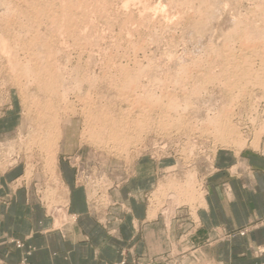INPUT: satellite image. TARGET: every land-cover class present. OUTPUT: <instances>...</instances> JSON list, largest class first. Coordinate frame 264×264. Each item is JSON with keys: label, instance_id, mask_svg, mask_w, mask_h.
<instances>
[{"label": "rangeland", "instance_id": "374dc122", "mask_svg": "<svg viewBox=\"0 0 264 264\" xmlns=\"http://www.w3.org/2000/svg\"><path fill=\"white\" fill-rule=\"evenodd\" d=\"M52 1L0 0V176L62 236L70 194L115 235L129 212L119 191L140 190L162 242L105 264H219L220 237L252 225L206 232L198 210L225 176L250 188L245 159L264 155V0L67 1L73 15ZM27 240L4 234L18 259L0 264H32Z\"/></svg>", "mask_w": 264, "mask_h": 264}, {"label": "crops", "instance_id": "0c3cea01", "mask_svg": "<svg viewBox=\"0 0 264 264\" xmlns=\"http://www.w3.org/2000/svg\"><path fill=\"white\" fill-rule=\"evenodd\" d=\"M253 156V155H252ZM250 166L253 184L241 188L239 179L226 176L224 189H208L204 205L198 214L204 231L217 229L220 233L243 229L226 239L220 237L215 244L219 264H264V252L255 255L250 247L260 245L264 249V155L255 153L245 159ZM239 176V175H238ZM9 178V179H8ZM9 176H0V196L10 193L9 204L0 201V239L4 234L17 238L27 237L35 247L30 258L32 264H105L122 259L131 261L163 239L162 222L148 219L146 202L140 190L119 191L127 198L128 213L118 225L115 235H108L90 217L82 200L70 194L69 210L76 221L70 232L62 236L49 231L44 209L36 206L30 193L22 187L12 188ZM125 252V255H124ZM18 251L5 254L0 248V261L14 262Z\"/></svg>", "mask_w": 264, "mask_h": 264}, {"label": "bare ground", "instance_id": "6f19581e", "mask_svg": "<svg viewBox=\"0 0 264 264\" xmlns=\"http://www.w3.org/2000/svg\"><path fill=\"white\" fill-rule=\"evenodd\" d=\"M53 1H56V0H53ZM53 1H52V2H53ZM63 1H66L65 3L62 2V3L64 4V5H63V8H62V7H59V8H62V9H63V10L61 9L62 14H63V15H69V14H72V15H73V13H72V12H73V9H74L75 7H77V5H75V6H74V5H71V4L67 3V1H70V2H71V1H76V2H78L79 0H63ZM83 1H84V0H83ZM107 1H108V0H107ZM122 1H124V0H122ZM126 1H130V0H126ZM126 1H125V2H126ZM33 2H34V1H33ZM80 2H82V0H81ZM74 3H75V2H74ZM126 3H127V2H126ZM126 3H125V4H126ZM128 3H130V2H128ZM26 4H27V3H26ZM48 4H49V3H48ZM125 4H124V5H125ZM130 4H131V3H130ZM36 5H38V4H36ZM50 5H51V4H50ZM78 5H80V4H78ZM103 5H104V4H103ZM109 5H110V4H109ZM127 5H128V4H127ZM40 6H41V5H40ZM45 6H46V5H45ZM85 6H86V5H85ZM98 6H99V5H98ZM106 6H107V4H106ZM106 6H105V8H106ZM30 7H31V6H30ZM36 7H37V6H36ZM78 7H79V6H78ZM82 7H83V6H81V8H82ZM120 7H121V6H120ZM44 8H45V7H44ZM46 8H47V7H46ZM79 8H80V7H79ZM86 8H87V7H86ZM114 8H115V7H114ZM123 8H124V7H123ZM125 8H126V7H125ZM128 8H130V7H128ZM132 8H134V7H131V9H132ZM145 8H146V7H145ZM51 9H53V8H51ZM106 9H109V7L106 8ZM117 9L119 10V8H117ZM143 9H144V8H143ZM57 10H58V9H57ZM109 10H110V9H109ZM113 10H114V9H113ZM126 10H127V9H126ZM134 10H135V9H134ZM155 10H156V8H155ZM51 11H52V10H51ZM51 11H50V12H51ZM77 11H78V10H77ZM79 11H80V10H79ZM81 11H82V10H81ZM142 11H143V10H142ZM148 11H150V10H148ZM39 12L41 13V11H39ZM39 12H38V13H39ZM44 12H45V10H44ZM48 12H49V11H48ZM88 12H89V11H88ZM88 12H87V13H88ZM95 12H96V11H95ZM121 12H122V11H121ZM129 12H130V11H129ZM143 12H145V9H144ZM40 13H39V14H40ZM53 13H54V12H53ZM75 13H76V12H75ZM83 13H84V12H83ZM85 13H86V12H85ZM124 13H125V12H124ZM39 14H37V15H39ZM48 14H49V13H48ZM79 14H80V13H79ZM89 14H90V13H88V15H89ZM119 14H120V13H119ZM130 14H131V13H130ZM140 14H141V12H140ZM142 14H143V13H142ZM152 14H153V13H152ZM40 15H41V14H40ZM52 15H53V14H52ZM54 15H55V14H54ZM72 15H71V16H72ZM80 15H81V14H80ZM80 15H79V16H80ZM95 15H96V14H95ZM95 15H94V16H95ZM100 15L102 16V14H100ZM117 15H118V14H117ZM132 15H133V14H132ZM135 15H136V14H135ZM137 15H138V14H137ZM74 16H76V15H74ZM79 16H78V17H79ZM121 16H123V14H122ZM147 16H149V15L147 14ZM33 17H34V16H33ZM64 17L66 18V16H64ZM72 17H73V16H72ZM82 17H83V16H82ZM87 17H88V16H87ZM95 17H96V16H95ZM97 17H98V16H97ZM117 17H118V16H117ZM119 17H120V15H119ZM128 17L130 18V16H128ZM128 17H126V18H128ZM133 17H134V16H133ZM141 17H142V16H141ZM150 17H151V15H150ZM35 18H36V17H35ZM54 18H55V16H54ZM59 18H60V16H59ZM61 18H63V16H62ZM69 18H70V17H69ZM85 18H86V16H85ZM90 18H91V17H90ZM101 18H102V17H101ZM122 18H123V17H122ZM137 18H138V17H137ZM167 18H168V17H167ZM52 19H53V18H52ZM72 19H73V18H72ZM72 19H71V20H72ZM75 19H76V18H75ZM82 19H83V18H82ZM119 19H120V18H119ZM139 19H140V18H139ZM93 20H94V19H93ZM124 20H125V19H124ZM127 20H128V19H127ZM129 20H131V19H129ZM142 20H143V19H142ZM150 20H151V19H150ZM165 20H166V19H165ZM199 20H200V19H199ZM50 21H51V20H50ZM57 21H58V19H57ZM57 21H56V22H57ZM60 21H61V19H60ZM87 21H88V20H87ZM87 21H86V22H87ZM131 21H132V20H131ZM152 21H153V20H152ZM152 21H151V22H152ZM191 21H192V20H191ZM56 22H55V23H56ZM62 22H63V21H62ZM64 22H65V19H64ZM64 22H63V23H64ZM86 22H85V24H86ZM91 22H92V21H91ZM93 22H94V21H93ZM93 22H92V23H93ZM125 22H126V21H125ZM156 22H157V21H156ZM185 22H186V21H185ZM57 23H61V22L58 21ZM70 23H72V22H70ZM74 23H75V21H74ZM142 23H144V22H142ZM6 24H7V23H6ZM94 24H95V22H94ZM152 24H153V23H152ZM63 25H64V24H63ZM73 25H75V24H73ZM73 25H71V26H73ZM87 25H88V24H87ZM87 25H86V27H87ZM4 26H5V25H3V27H4ZM56 26H57V25H56ZM75 26H76V25H75ZM75 26H73V27H75ZM37 27H38V26H37ZM49 27H50V25H49ZM53 27H55L54 24H53ZM53 27H51V28H53ZM57 27H58V26H57ZM59 27H60V25H59ZM63 27H64V26H63ZM63 27H62V29H63ZM88 27H89V26H88ZM94 27H95V26H94ZM120 27H121V26H120ZM55 28H56V27H55ZM65 28H67V27H65ZM68 28H69V27H68ZM76 28H77V26H76ZM31 29H32V28H31ZM60 29H61V28H60ZM36 30H37V28H36ZM38 30H39V29H38ZM51 30H52V29H51ZM73 30H74V29H73ZM80 31H81V30H80ZM35 32H36V31H35ZM58 32H59V30H58ZM70 32H72V31H70ZM70 32H69V34H71ZM37 33H38V32H37ZM40 33H41V32H40ZM62 33H63V32H62ZM64 33H65V32H64ZM64 33H63V34H64ZM76 33H77V32H76ZM84 33H85V32H84ZM34 34H35V33H34ZM38 34H39V33H38ZM42 34H43V33H42ZM42 34H41V35H42ZM77 34H78V33H77ZM67 35H68V34H67ZM75 35H76V34H75ZM86 35H87V34H86ZM38 36H39V35H38ZM47 36H48V35H47ZM62 36H63V35H62ZM60 37H61V36H60ZM33 38H34V37H33ZM37 38H38V37H37ZM46 38H47V37H46ZM62 38H63V37H62ZM35 39H36V38H35ZM75 39H76V38H75ZM29 40H30V39H29ZM30 41H31V40H30ZM62 41H63V40H62ZM65 42H66V41H65ZM29 43H30V42H29ZM29 43H28V44H29ZM62 43H63V42H62ZM30 44H31V43H30ZM44 44H47V42L44 43ZM60 44H61V43H60ZM52 45H53V44H52ZM64 45L66 46V44H64ZM23 46H24V45H23ZM31 46H32V45H30V47H31ZM48 46H50V45H48ZM65 46H63V47H65ZM80 46H81V45H80ZM25 47H26V46H25ZM3 48H4V46H3ZM3 48H2V49H3ZM32 48H33V47H32ZM43 48H44V47H43ZM50 48H51V46H50ZM66 48H67V47H66ZM69 48H70V47H69ZM45 49H46V48H45ZM60 49H61V48H60ZM79 49H80V48H79ZM135 49H136V48H135ZM63 50H64V49H63ZM56 51H57V50H56ZM61 51H62V50H61ZM43 52H45V51H43ZM48 52H50V50H49ZM150 52H151V51H150ZM152 52H153V51H152ZM155 52H156V51H155ZM155 52H154V54H155ZM45 53H46V52H45ZM134 53H135V52H134ZM136 53H137V52H136ZM57 54H58V53H56V55H57ZM133 55H135V54H133ZM136 55H137V54H136ZM152 55H153V53H152ZM28 56H29V55H28ZM34 56H35V54H34ZM43 56H44V55H43ZM50 56H51V55H50ZM50 56H49V57H50ZM128 56H129V55H128ZM128 56H127V58H128ZM147 56H148V55H147ZM37 57H39V56H37ZM46 57H47V56H46ZM29 58H30V57H29ZM39 58H40V57H39ZM51 58H52V57H51ZM109 58H110V57H109ZM128 59H129V58H128ZM133 59H134V57H133ZM44 60H45V58H44ZM108 60H109V59H108ZM111 60H112V59H111ZM115 60H116V59H115ZM16 61H17V60H16ZM30 61L32 62V60H30ZM33 61H34V60H33ZM39 61H40V60H39ZM52 61H54V60H52ZM135 61H136V58H135ZM135 61H134V63H135ZM10 62H11V61H10ZM12 62H13V61H12ZM17 62H18V61H17ZM34 62H35V61H34ZM48 62H49V61H48ZM109 62H110V61H109ZM50 63H51V62H50ZM132 63H133V62H132ZM27 64H28V62H27ZM35 64H36V63H35ZM43 64H44V63H43ZM109 64H110V63H109ZM111 64H112V63H111ZM120 64H121V63H120ZM128 64H129V63H128ZM136 64H137V62H136ZM139 64H140V63H139ZM50 65H52V64H50ZM123 65H124V64H123ZM126 65H127V64H126ZM137 65H138V64H137ZM47 66H48V65H47ZM49 68H50V67H49ZM51 68H52V67H51ZM125 70H126V69H125ZM12 72H13V71H12ZM12 72H11V73H12ZM124 72H125V71H124ZM13 73L15 74V72H13ZM21 73H22V72H21ZM97 73H98V72H97ZM129 73H130V71H129ZM134 73H135V72H134ZM16 74H17V73H16ZM120 74H121V72H120ZM137 74H139V73H137ZM125 75L127 76V74H125ZM132 76H133V75H132ZM132 76H131V77H132ZM51 77H52V76H51ZM88 77H89V76H88ZM90 77H91V76H90ZM96 77H97V76H96ZM127 77H128V76H127ZM133 77H134V76H133ZM13 78H14V77H13ZM82 78H83V77H82ZM85 78H86V77H85ZM91 78H92V77H91ZM91 78H90V79H91ZM105 78H106V77H105ZM135 78H136V77H135ZM86 79H88V78H86ZM103 79H104V78H103ZM133 79H134V78H133ZM48 80H49V79H48ZM53 80H55V79H53ZM53 80H52V82H53ZM130 80H131V79H130ZM55 81H56V80H55ZM131 81H132V80H131ZM16 82H17V81H16ZM127 82H129V81L127 80ZM48 83H49V82H48ZM17 84H18V82H17ZM49 84H50V83H49ZM159 99H160V97H159ZM156 100H157V99H156ZM90 115H91V114H90ZM107 122H109V120H108ZM49 126H50V125H49ZM49 126H48V127H49ZM108 136H109V135H108Z\"/></svg>", "mask_w": 264, "mask_h": 264}]
</instances>
